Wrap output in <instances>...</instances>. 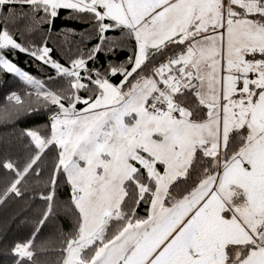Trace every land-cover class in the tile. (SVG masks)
Returning <instances> with one entry per match:
<instances>
[{
  "label": "snow or ice",
  "instance_id": "snow-or-ice-1",
  "mask_svg": "<svg viewBox=\"0 0 264 264\" xmlns=\"http://www.w3.org/2000/svg\"><path fill=\"white\" fill-rule=\"evenodd\" d=\"M0 74L4 264H264V0H0Z\"/></svg>",
  "mask_w": 264,
  "mask_h": 264
},
{
  "label": "trees",
  "instance_id": "trees-1",
  "mask_svg": "<svg viewBox=\"0 0 264 264\" xmlns=\"http://www.w3.org/2000/svg\"><path fill=\"white\" fill-rule=\"evenodd\" d=\"M17 63L20 65V67L26 69L30 73L39 75L37 69L26 57L22 55L19 56L17 59ZM18 87V81L11 75L0 74V107H2L6 103V94L9 91L18 90ZM44 123L45 117L43 114H40L36 116L32 121V124L28 126L38 125L40 127H43ZM23 127H25V124L23 122H17L15 128H13L11 125L0 123V144L4 143L5 141H12L14 143L15 134L18 133V130ZM18 220L19 218H12L11 209H9V211L7 212L0 211V234L6 232L9 239H22L28 233V227L19 224ZM4 262L5 256L3 254L2 248H0V264H4Z\"/></svg>",
  "mask_w": 264,
  "mask_h": 264
}]
</instances>
